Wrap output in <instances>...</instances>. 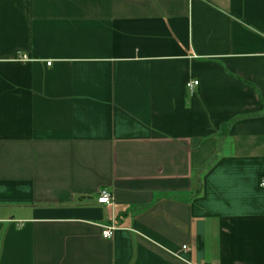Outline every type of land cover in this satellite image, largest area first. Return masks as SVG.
<instances>
[{"label":"crops","instance_id":"1","mask_svg":"<svg viewBox=\"0 0 264 264\" xmlns=\"http://www.w3.org/2000/svg\"><path fill=\"white\" fill-rule=\"evenodd\" d=\"M263 179L264 0H0V264H264Z\"/></svg>","mask_w":264,"mask_h":264},{"label":"built area","instance_id":"2","mask_svg":"<svg viewBox=\"0 0 264 264\" xmlns=\"http://www.w3.org/2000/svg\"><path fill=\"white\" fill-rule=\"evenodd\" d=\"M48 66H51V63H49ZM199 85L200 83L198 81H191V82H188L187 89L191 93H193L194 90L198 88ZM260 186L264 188V179L261 181ZM113 201H114V198L112 194L107 191H104L100 194L98 203L104 206H111L113 204ZM116 230H117V227L113 224L111 226L103 227L102 237L106 240L112 239ZM189 252H190V249L188 248V246H183L181 249V252L177 255V257L184 262H188L185 258V255Z\"/></svg>","mask_w":264,"mask_h":264}]
</instances>
